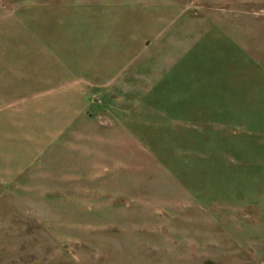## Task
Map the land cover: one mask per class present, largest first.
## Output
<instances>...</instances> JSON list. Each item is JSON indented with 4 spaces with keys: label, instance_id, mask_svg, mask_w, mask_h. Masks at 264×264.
Here are the masks:
<instances>
[{
    "label": "rangeland",
    "instance_id": "rangeland-1",
    "mask_svg": "<svg viewBox=\"0 0 264 264\" xmlns=\"http://www.w3.org/2000/svg\"><path fill=\"white\" fill-rule=\"evenodd\" d=\"M0 264H264V0H0Z\"/></svg>",
    "mask_w": 264,
    "mask_h": 264
},
{
    "label": "crops",
    "instance_id": "crops-1",
    "mask_svg": "<svg viewBox=\"0 0 264 264\" xmlns=\"http://www.w3.org/2000/svg\"><path fill=\"white\" fill-rule=\"evenodd\" d=\"M0 50H1V48H0Z\"/></svg>",
    "mask_w": 264,
    "mask_h": 264
}]
</instances>
